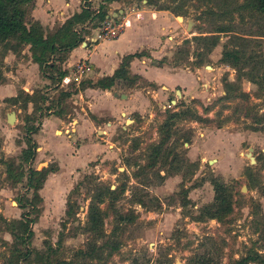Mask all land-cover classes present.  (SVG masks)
<instances>
[{
    "label": "rangeland",
    "instance_id": "obj_1",
    "mask_svg": "<svg viewBox=\"0 0 264 264\" xmlns=\"http://www.w3.org/2000/svg\"><path fill=\"white\" fill-rule=\"evenodd\" d=\"M35 1L21 7L25 23L53 26L48 38L83 6L81 0ZM103 2L114 22L122 21L119 9L168 10L175 37L163 47L169 53L156 58L169 72L192 73L193 83L178 76L169 87L131 75L108 91L94 88L100 100L119 98L113 92L137 94L134 101L118 100L125 106L113 113L85 93L101 77L98 70L76 79V64L90 67L89 61L68 67L63 42L47 54L45 68L30 67L35 47L17 36L0 42V264H236L256 253L263 259L248 264H264V12L247 0L95 4ZM158 15L161 23L165 16ZM139 17L149 20L139 34L127 27L121 42L100 43L91 56L98 67L154 43L158 23ZM103 21L95 20L96 30ZM86 47L93 48L91 40ZM227 51L238 59L222 61ZM61 72L70 76L63 86ZM83 118L94 127L76 139L66 128ZM45 119L54 128L37 136ZM42 137L52 151L38 149ZM72 142H84L79 159L92 154L90 145L101 147L72 170L79 167ZM58 162L62 171L46 183ZM213 178L229 194L231 210L220 220L205 207L213 201ZM99 188L101 224L91 228L88 210Z\"/></svg>",
    "mask_w": 264,
    "mask_h": 264
},
{
    "label": "trees",
    "instance_id": "obj_2",
    "mask_svg": "<svg viewBox=\"0 0 264 264\" xmlns=\"http://www.w3.org/2000/svg\"><path fill=\"white\" fill-rule=\"evenodd\" d=\"M33 1L34 0H0V42L8 39L9 37L17 36L21 42L34 46L35 56H33V60L38 64H43L44 68L47 67L46 65L48 61L45 60L47 54H52L56 48L59 49V46L55 45L57 41L63 42L62 45L64 49L69 52L85 40L84 35L82 36V33L86 29H89V26H91V28H95L94 23L97 18L103 21L108 15L104 4L99 5L97 9L98 11L96 12V10L92 8L91 4H89V0H81L83 6L81 7L80 11L73 13L61 26H59L60 28H58L56 32L48 38V33H45V30L43 29L40 22L37 21V26H28V24L25 23L26 15L21 7H23L24 4H28ZM106 1L110 4L111 2L117 0ZM247 2L250 7L264 12V0H247ZM87 22H89V28H84L82 33L78 34L75 31V28L78 26H83L87 24ZM143 56L149 57V54L146 51H140L123 56L119 66L115 69L112 75L105 76L97 80L93 85L102 89H110L117 79H126L130 76V61L133 58H141ZM231 56L234 59L233 61H236L239 57L236 51H227L223 52L221 60L228 61ZM152 62L153 64L155 63L156 66H160L162 63H164L162 60L157 61L155 59H153ZM64 73L65 72H61L58 77L62 78ZM48 75H51L50 78H52L54 74L48 72ZM133 77L135 79L139 78L138 75H133ZM226 97H228V94ZM28 151H30V147L28 148ZM31 173L35 174L37 172L31 171ZM210 182L213 186L214 196L212 203L205 206L209 209L207 215L209 218L220 220L224 213L231 210L229 194L225 183L221 179L213 178ZM98 190H100V193L92 196L91 204L88 210V216L90 220L89 227L91 228H98L101 224L99 208L95 205V201L100 202L102 195L101 188ZM106 191L108 190L106 189ZM260 259L261 258L257 253L253 256L248 254L238 260L236 264L260 262L263 258L261 260Z\"/></svg>",
    "mask_w": 264,
    "mask_h": 264
},
{
    "label": "crops",
    "instance_id": "obj_3",
    "mask_svg": "<svg viewBox=\"0 0 264 264\" xmlns=\"http://www.w3.org/2000/svg\"><path fill=\"white\" fill-rule=\"evenodd\" d=\"M96 1H98V0H91V2H92L91 6H92V8L98 9V7H96V6H99V5L95 4ZM113 2H115V1H113ZM35 3H36V1L34 0V4ZM104 3L105 2H103L102 4H104ZM118 12L122 13V29L118 33V35H116L115 37L98 38L97 37L98 36V29L96 30L97 27H95V28H91V27L89 28L88 27L91 30V34L85 35V36H87L85 38L93 39V42H92L93 48L88 49V47H86L87 41L84 40L85 45H84V43H83L84 41H83L82 44H80V45L76 46L75 48H73L72 50H70L68 52V56H70V57H69V59H67L68 61L66 60L67 62H69L67 64L68 67L75 65L77 63V61L79 62L80 60L86 59L89 61L88 64L90 67H87L88 69L85 68L84 71L82 72V74L84 75L85 72L90 74V73H93L95 69H97L98 70L97 72L99 73L98 77L101 76L100 78L97 79V80H99L105 76L112 75L114 73L115 69L119 66L123 56H125L127 54H131V53H135V52L146 51L145 49H147L146 52L149 54V57L143 56L141 58H133L130 61V63H129V75L130 76L131 75H138L139 78H144V79H147L149 81H156L157 83L164 82V83L168 84L169 87H172L173 85H176V83L178 81H181V80H178V76L181 77V79H186V81H188L189 83H193L191 80V79H194L193 78L194 76L192 75V73H190V74L186 73V72L172 73V72H169L166 70V68L168 66L165 63H162L160 66H156V65H153L151 63L153 59L158 60L156 57H158L159 53H162V55H164V56H165V54L169 53L164 48L167 47V45H169L170 42H172L174 40V37H175L172 34L173 30L172 31L170 30V28H173V23H172V19L168 16V12H169L168 10H159V11L156 10V12H155V10H153V9L145 10V8L143 7L141 9H139V8L133 9L131 12L126 13V14H124V11L121 9H119ZM158 13H159V15H161L163 13V15L165 16V17H160L163 20L161 23L154 20V18H156V19L158 18L157 17ZM108 15H109V17H112V16H115L116 14H115V12L110 11V12H108ZM140 15L141 16L146 15V17L147 16L151 17L150 23H152V22L158 23V29L159 30L156 31V34H155L156 36L154 38H152V41H153V39L155 40V41H153L154 43H152L151 45H147L148 48L145 47V49L142 48L140 50H137V51H134L131 53H126V52H121L120 54L117 53V59H115V61H110L109 67L103 68V69L98 67L95 64L94 60L91 59V56H92L93 52L98 49L100 43H105V42L107 43V41H111V40L121 42L120 39L122 38V36L124 34L123 32L125 31V29L127 27L133 28V31L136 34H139L141 31H143L144 29H146L148 27L147 25H149L148 24L149 20H148V22L146 21L147 19L140 21V17H139ZM64 22L65 21H63L62 24ZM40 24L42 25L43 29L45 30V33L48 32V30L50 31L51 29H53V26L46 27L45 25H43L42 22H40ZM160 45L162 46V50L158 51L157 49ZM147 61H149V62H147ZM29 62L31 63L30 67L39 68L38 63L35 62L33 59H31ZM148 65L150 66V68ZM28 66H29V63H28ZM151 68H154V69H151ZM74 72H75V70H74ZM74 74H75L76 79H77L78 75L76 73H74ZM82 74H81V76H82ZM152 74L154 76L149 77V75H152ZM69 78H70L69 75H64L61 79V82H62L61 85L63 86L65 81L68 80ZM88 81H90V80H88ZM193 81H195V80H193ZM90 83L94 84L95 82L90 81ZM86 88H87V90H86ZM86 88H85V93H94L92 95L94 96L95 103L102 104V106L104 105L105 107H109V105L112 106V109H113L112 112L113 113H115V111H117V109L118 110L121 109V106H122V108L125 106L124 104H121L119 101H125L123 99H125L127 97V100L125 101V103H127L130 99L134 101L133 97L137 96V94L129 96L128 94H126V95L122 94V93L117 94L116 92H113V95L119 96V98L112 97L111 100H108L107 98H102L100 100L99 97L96 95L94 88H97L98 90H102V91H108L110 89H102V88L96 87L94 85H87ZM61 122H62V120H61ZM76 122H77L76 124L71 122V124H74V125L71 128H66V129L69 132L72 131V133L76 135V139H79V138L81 140L85 139L91 133V128H92V126L94 127V124L92 123V121H90L87 118H83L82 122L79 120H76ZM47 126L51 127V128L54 126L52 124V122L49 121V119H45L44 122H42L41 127L37 133V136ZM90 126H91V128H90ZM56 131L53 129V134ZM72 133H70V134H72ZM70 134H68V137H71ZM37 136H35V137H37ZM44 141L45 140L43 137L41 138V140H38V143L40 144V147H38V149H40L41 153H45L48 150L52 151V147L50 145L46 144ZM72 143L75 144V142H72ZM83 146H84V142H81V143H78L77 145L75 144L74 147L71 146V148H70L71 151H73L75 154V155H73V152H71V155L74 156V158H72V159L78 160L76 164L79 165V167L75 166L76 168L74 167L72 170L80 169L84 165H86L88 162H90L93 159L92 158L93 156H91L93 154V152H96V150L100 149V147H101V145L98 146L97 144L90 145V147L92 149V154L90 156H86L85 159H82V158L79 159L78 158V152L81 153ZM53 153H54V151H53ZM54 156H56V155H54ZM56 159H58L57 156H56ZM61 169H62L61 164H60V162H58L57 170L56 171H50L48 173V179H46L47 180L46 183H48V181H50V179L56 178L58 175V171L59 172L62 171Z\"/></svg>",
    "mask_w": 264,
    "mask_h": 264
},
{
    "label": "built area",
    "instance_id": "obj_4",
    "mask_svg": "<svg viewBox=\"0 0 264 264\" xmlns=\"http://www.w3.org/2000/svg\"><path fill=\"white\" fill-rule=\"evenodd\" d=\"M84 4V3H83ZM96 10V12L98 11L97 8H94ZM88 23L83 25V26H78L75 28V31L77 33H79V31H81L84 28H88ZM102 26V28L99 30L98 28V38L101 37H115L116 35H118V33L121 31L122 29V21L120 20V22H114V19L106 16L105 20L100 24ZM91 40L93 42V39L91 38H86V41ZM87 68L86 65L84 64V62H79L76 64L75 66V73L77 75H81L82 72L84 71V69Z\"/></svg>",
    "mask_w": 264,
    "mask_h": 264
},
{
    "label": "water",
    "instance_id": "obj_5",
    "mask_svg": "<svg viewBox=\"0 0 264 264\" xmlns=\"http://www.w3.org/2000/svg\"><path fill=\"white\" fill-rule=\"evenodd\" d=\"M84 43V45H85V42H83ZM124 97V96H123ZM7 120L9 121V122H12L13 120H14V115L13 114H9L8 115V117H7ZM249 153H247V155H248ZM251 157V156H250ZM252 158V157H251Z\"/></svg>",
    "mask_w": 264,
    "mask_h": 264
},
{
    "label": "bare ground",
    "instance_id": "obj_6",
    "mask_svg": "<svg viewBox=\"0 0 264 264\" xmlns=\"http://www.w3.org/2000/svg\"><path fill=\"white\" fill-rule=\"evenodd\" d=\"M249 155V154H248Z\"/></svg>",
    "mask_w": 264,
    "mask_h": 264
}]
</instances>
